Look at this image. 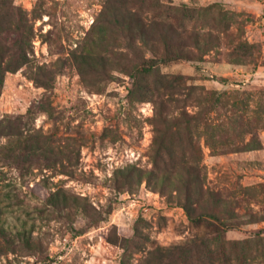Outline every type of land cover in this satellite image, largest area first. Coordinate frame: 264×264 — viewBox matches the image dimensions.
Masks as SVG:
<instances>
[{"label":"rangeland","instance_id":"rangeland-1","mask_svg":"<svg viewBox=\"0 0 264 264\" xmlns=\"http://www.w3.org/2000/svg\"><path fill=\"white\" fill-rule=\"evenodd\" d=\"M11 1L41 13L33 25L30 57L34 65L55 70L82 39L103 0ZM164 1L183 10L185 38L191 31L212 36L200 59L159 68L189 77L188 83L202 86L210 99L221 96L207 132L196 124L182 137L190 134L200 145L205 186L236 203L239 223L226 238L244 242L239 248L251 264H264V0ZM29 73L23 67L5 75L0 118L20 120L67 152L52 161L24 158L30 180L18 177L12 160L0 166L6 181L24 189L27 182L32 186L44 179L52 189L77 197H65L69 204L63 208L44 197L40 186L34 187L38 197H0V222L9 234L26 227L42 243L41 250L19 247L0 254V264H138L156 245L181 244L193 232H205L144 183L132 189L116 186L120 169L152 165V105L130 96L131 77L113 71L89 91L67 67L48 88L34 84ZM206 135L212 137L211 148ZM74 199L78 205H72Z\"/></svg>","mask_w":264,"mask_h":264},{"label":"trees","instance_id":"trees-1","mask_svg":"<svg viewBox=\"0 0 264 264\" xmlns=\"http://www.w3.org/2000/svg\"><path fill=\"white\" fill-rule=\"evenodd\" d=\"M39 18L41 13L35 6L28 12L13 6L11 0H0V95L5 75L23 67L29 69L34 84L44 88L66 67L78 74L89 91L96 90L103 78H111L113 71L128 75L132 78L130 96L152 105L153 113L148 118L153 132L149 147L152 165L120 169L116 186L132 189L144 183L169 205L181 207L194 227L205 228V232H193L181 244L154 246L138 264H251L239 248L244 242L227 239L225 235L239 223L233 209L236 203L205 186V174L199 165L200 145L190 134L185 140L182 137L184 131L196 124H202L207 132L213 119L211 114L222 104L221 96L210 99L211 94L202 86L188 83L189 77L166 74L159 68L179 59H200L208 50L211 34L191 31L185 38L183 10L164 0H103L82 39L54 70L44 64L34 65L30 57L33 25ZM10 34L14 38L8 42ZM0 139L7 140L0 143V162L6 165L12 160L22 180H30L31 174L24 158L52 161L67 152L65 146L10 116L0 118ZM205 141L213 147L211 136L206 135ZM6 179L0 166V197L7 199L38 197L35 186L45 190L44 197L62 208L69 204L65 197H77L62 189H52L44 179L32 186L27 182L25 189L23 184ZM77 202L74 199L72 205H78ZM2 208L0 205V215ZM41 246V239L33 236L31 229L22 227L11 235L0 222V254L16 252L19 247L41 250Z\"/></svg>","mask_w":264,"mask_h":264}]
</instances>
